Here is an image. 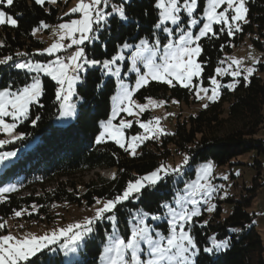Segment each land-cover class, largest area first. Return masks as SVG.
I'll return each instance as SVG.
<instances>
[{
    "label": "trees",
    "instance_id": "16d2710c",
    "mask_svg": "<svg viewBox=\"0 0 264 264\" xmlns=\"http://www.w3.org/2000/svg\"><path fill=\"white\" fill-rule=\"evenodd\" d=\"M247 7L248 23L241 24L242 31H237L233 36H228L226 31L219 32L216 37L203 39V52L198 61L206 62L200 78L204 85L209 84L207 77L214 74L223 56L233 52L245 37H249L254 47L264 50V0H247ZM4 10L17 18L18 24L0 25V58L11 55L14 61L19 57L17 53H27L20 56L46 59L35 52L43 41L34 37L32 30L39 27L41 21L49 25L64 19L66 16L60 14L59 7L47 2L43 6L37 5L35 0H14V5ZM128 13L130 23L122 26L117 20L110 19L108 26L99 33L100 40L85 43L88 59H110L119 45L151 38L157 17L154 0H131ZM214 27L218 31L220 25ZM13 61L0 65V87L11 85L17 89L28 83L30 74L12 67ZM254 66L256 71L247 81L241 76L236 78L239 83L234 89L222 87L217 100L177 120L169 135H163L159 140H146L136 156L129 155L113 141L107 140L102 144L95 142L100 122L107 119L111 112V97L118 86L114 77L105 76L99 65L89 66L81 82L76 84L74 98L79 99L80 103L74 120L65 126H58L55 124L60 111V102L55 96L57 84L51 77L41 76L44 94L39 104L30 107L29 118L17 126V131L24 132L26 139L3 145L2 148L11 150L30 143L17 154L10 167L0 169V185L16 186V191L6 193L7 199L0 201V222L30 204L38 205L39 211H44L54 200L79 204L84 200L90 204L96 198H110L120 192L127 181L155 169L173 153L181 156L188 154L192 165L210 161L221 166L231 163L241 154L252 152L253 166L259 176L262 163L258 157L264 155V77L259 73L264 71V62ZM232 80L230 76H223L221 83L227 85ZM136 94L141 100L147 96L168 94L169 97L188 102L193 92L179 85L170 87L166 83L151 81ZM37 115L41 118L33 125L31 120ZM99 168H114L116 179H105L97 174L95 179L84 184L86 191L78 197L74 192V178ZM60 177L67 180L58 181L52 189H45L47 182ZM187 179L189 173L172 177L156 189L145 191L139 201L133 200L119 206L116 213L119 232L125 237L129 234V221L137 210L156 213L163 202L172 203L176 192L182 190ZM22 190L28 194H21L19 191ZM38 191H42L41 194H37ZM255 194L256 186L245 187L238 198L230 200L232 207L228 216L221 219L218 207L213 216L199 217L200 221H208L207 224L194 223L192 233L200 248L209 246V238L213 236L219 240H230V247L226 251L214 256L202 255L200 264H264V242L254 222L255 213L248 211ZM163 211L159 209L160 214ZM110 231V223L105 221L98 225L94 238H88L74 264H97L101 245ZM61 259V253L55 256L45 253L34 258L35 264H59Z\"/></svg>",
    "mask_w": 264,
    "mask_h": 264
},
{
    "label": "snow or ice",
    "instance_id": "6c2138e0",
    "mask_svg": "<svg viewBox=\"0 0 264 264\" xmlns=\"http://www.w3.org/2000/svg\"><path fill=\"white\" fill-rule=\"evenodd\" d=\"M46 2L55 4L56 0H35V3L41 6ZM13 5L14 0H0V25L17 26V18L4 10L10 9ZM130 5L131 0H119L117 3H113V0H78L70 9V13L78 14V18L69 19L52 28L56 39L50 46L38 50L50 56L55 55L54 59L47 62L29 60L12 63L11 66L15 69H26L35 75L32 76L30 83L17 90H13L11 85L0 90V133L5 134V138L0 139V146L26 139V134L17 131V126L29 118L30 107L39 104L40 97L44 94L41 74L51 77L56 82L55 96L60 102L59 115L67 118L75 115V105L71 101L76 84L81 79V73L86 71L88 66L100 65L104 75L115 76L119 90L111 97L113 101L111 114L107 120L101 122V130L96 135L95 142L102 144L107 140L114 141L129 155L136 156L137 149L146 140L170 134L161 124L163 117L139 119V116L149 108L167 103L165 100H156L152 97H145L146 103L134 99L135 94L147 87L151 81L166 83L170 87L179 85L186 89L191 88L196 99L206 98L215 101L219 98L222 87L234 89L239 83L236 78L243 76L247 81L256 71L253 66H243V58L228 56L219 61L214 70L215 74L207 77L210 87L194 82V78L202 77L203 64L206 63L198 61L203 52V39L216 37L219 32L226 31L228 36H233L237 31H242L241 24L248 23L247 0H206L202 12L198 0H154L157 17L152 26L151 38H142L136 45L127 42L119 45L117 54L110 59H88L85 42L100 40L99 33L108 26L110 19L117 20L122 26L130 23L128 13ZM64 15L67 16L69 13ZM215 25H220L218 31ZM39 27L48 29L50 26L41 21ZM38 30L34 28L32 34L35 35ZM163 40H167V43H162ZM132 48H135V51L128 59L132 64L130 70L136 73V78L134 85L129 86L121 78V67L118 62L125 60L124 50ZM62 51L67 54L59 55L58 53ZM20 55L27 53H17V56ZM249 56L253 65L259 62L256 57L251 54ZM138 60L143 63L145 71L142 72L137 66ZM11 61H13L11 55L4 56L0 58V65H8ZM225 64L227 67L223 66ZM124 75L127 76L128 73ZM218 76H230L233 80L227 85H222ZM204 107H207V104H204ZM121 113L134 116L135 123L143 132L126 138L125 130L133 126V120L121 118L118 123H114ZM9 117L11 122L6 119ZM40 118L37 115L31 123L36 125ZM15 157L16 151H0V169L10 167ZM189 161L190 156L185 154L175 166L161 162L155 169L127 181L123 189L114 196L96 198L93 215L80 221L54 228L42 235L25 233L17 236L11 231L0 234V264H35L34 258L45 253H52L54 256L63 253L59 264H74L81 245L88 243L90 236L94 238L98 225L105 221L112 225L113 231L108 235L107 243L100 254V264H200L202 255L214 256L226 251L230 247V240H219L213 236L209 238L211 246L200 248L192 233L194 218L201 215L202 204L209 205L206 209L209 212L215 208V205L210 204V200L218 186L211 181L213 169L211 163L205 164L195 180L185 183L184 188L176 192L173 203L163 202L158 206L156 213L137 210L132 214L131 228L126 237L116 230L118 224L116 213L119 206H123L125 202L139 201L145 191L156 189L172 177H181ZM111 176L113 180L116 179V173H112ZM224 179H227V176ZM14 191L15 185L0 187V200H6L5 194ZM35 207L33 205L34 210ZM160 208L165 210L163 216L159 212ZM26 211L17 210L14 211V215L21 217ZM162 219L167 222L166 233L157 230L153 223L149 222ZM203 223L207 224L208 221ZM19 227L23 228V225ZM0 229H6V222H0Z\"/></svg>",
    "mask_w": 264,
    "mask_h": 264
},
{
    "label": "rangeland",
    "instance_id": "374dc122",
    "mask_svg": "<svg viewBox=\"0 0 264 264\" xmlns=\"http://www.w3.org/2000/svg\"><path fill=\"white\" fill-rule=\"evenodd\" d=\"M117 2H119V1L113 0V3H117ZM198 2H199V4L201 3L200 4V10L202 12V9H203L204 5L206 4V0H198ZM77 3H78V0H56L55 4L50 3L53 6L59 7V12L62 16H65L64 15L65 13H69V15H67L64 19L58 21L57 23L49 24L50 27L48 29H45L42 27H37L39 30L33 36L41 39L43 41V45L40 48L36 49L35 52L41 56H44L46 59L38 60V59L25 58V57L19 56L13 62H21V61L27 62L29 60H31L33 62H37V61L47 62L50 59H54L55 55L50 56L48 53H44V52L38 51V50H42V49L50 46V44L53 43L54 40L56 39V37L52 33V28H54L59 23L65 22L69 19L78 18V14L70 13V9L72 7H74ZM194 31H198V29H194ZM158 34L163 35L162 33H158ZM141 39L142 38L138 39L135 42H127V43H130L132 45H136L139 43V41ZM86 42H88V41H86ZM89 43H92V42H89ZM162 43H167V40H163ZM73 49H75V46H73ZM118 50H119V46L117 48V51ZM117 51L114 55L117 54ZM134 51H135V48L124 50L125 60L118 62L120 64V67H121V78L124 79L125 82L129 84V86L134 85L135 78H136V73L130 70L132 67V64H131V60L128 59V57H130ZM58 54L59 55H66L67 53L62 51L61 53H58ZM249 54H251V56L256 57L259 62H264V50H260L256 47H254L251 44L249 37H245L242 42H240L236 47H234L233 52L225 54L221 60L226 59V57H228V56H234L237 58H243V66L255 67L253 65L252 59L250 58ZM137 66L140 67L142 72L145 71V69L143 67V63L141 61H139V60L137 61ZM223 66L227 67V64H225ZM18 70H20V69H18ZM22 71H25L28 74H30V79L28 81V83H30L31 78H32V76L35 75V73H29L26 69H24ZM85 72L86 71L81 73V79L77 82V84L79 82H81L82 76L84 75ZM125 73H128V75L125 76L124 75ZM214 74H215V72H214ZM259 74L262 77H264V71L259 73ZM41 76H43V74H41ZM105 76H107V75H105ZM111 77H114L117 81V78L115 76H111ZM217 78L220 79V81L222 80V77L218 76ZM194 82L202 83L200 78H194ZM160 83H162V82H160ZM117 84H118V81H117ZM203 86L210 87V82L207 85L203 84ZM5 87H8V86H5ZM5 87L4 86L0 87V90H2ZM19 88H21V87H19ZM19 88H17V89H19ZM17 89H13V90H17ZM189 89L193 92V95H191L188 102H185L184 100H178L176 97H169L168 94H166V96H161V97L147 96V97H152L156 100H165V101H167V103L163 106H160V107L149 108L142 115L139 116V119L140 120H148L154 116L163 117V119L161 120V124L165 127L167 132L172 131L174 128V124L177 120H182L184 117L188 116L189 114L196 113L198 110H200L201 108L204 107V104H207L208 102H210L206 98L204 100L196 99L194 91L191 88H189ZM118 90L119 89L117 86V90H116L115 94L117 93ZM210 94L211 93L209 92V95ZM74 97H75V94L73 95L71 102L75 105V114H76V110H77L78 104L80 103V100L75 99ZM134 99H136L140 103H146L147 102L145 99L141 100L137 94H135ZM173 101H178V103H173ZM112 107H113V101H112ZM111 111H112V108H111ZM110 114H111V112H110ZM110 114H109V116H110ZM109 116H108V118H109ZM74 117H75V115L71 118L61 117L58 113V115L55 119V124L58 126H65L68 123L72 122L74 120ZM121 118H124L126 120L127 119L133 120V126L130 129L125 130L126 138H129L132 135H135L137 133L143 132V129H141L139 127V125L135 123V117L134 116H128L127 113H121V115L119 117H117V119L113 122L118 123L119 119H121ZM6 119L9 122H11L10 117L6 118ZM107 119H105V120H107ZM105 120H102V121H105ZM101 122H100V130H101ZM133 128H135L136 131H132V130H134ZM162 136L163 135H161L160 137H162ZM4 138H5V134L0 133V139H4ZM159 138L158 139H152V140H159ZM109 141H111V140H109ZM29 144H26L25 146H18L15 149H11V150L2 149L3 146H0V151H16L17 154H19ZM139 148L137 149V153L139 152ZM253 157L254 156H253L252 152H246L244 154L239 155L236 159H233L231 161V163H227V164L221 165V166L214 165L210 161H202V162H199L195 165H192L189 163L184 169V175L189 173V179L185 180V183L191 182L192 180H195L198 176L199 170L205 164L211 163L213 165L211 181L214 185L218 186L217 190L212 194V198L210 200V204L215 205V208L213 211L209 212L206 210L209 205L202 204V206L200 208V212H201L200 216L204 215L205 218L213 216L214 212L219 207V209H220L219 213H220L221 219L225 218L230 213V210L232 207V202L230 200L232 198H238L243 193V190L245 187L247 188V187L256 186V194L252 200L251 205L248 207V211L255 213L254 222H255L256 228L259 231V233L261 234V237H262L263 242H264V155L261 154L258 157L262 163L261 173L259 176H257V170L253 166V163H254ZM182 159H183V156L173 153L172 156H169L163 162L169 163V164H172L173 166H175ZM13 160H14V158H13ZM112 173H116L114 168H99L97 170H92V171L80 174L79 176H77V179L74 178V182H75L74 184H76L74 192H76L77 196L79 197L80 195H82L86 191L84 184L87 183L92 178L95 179L97 174L102 176L105 179H112V176H111ZM146 173H144V174H146ZM144 174H142V175H144ZM191 174H193V177H191ZM225 176H227V179H224ZM66 180H67V178L60 177V178L53 180V182H47V184H45L44 187H45V189L49 190V189H52L56 185V183H58V181H66ZM185 183H184V185H185ZM221 185L223 187H219ZM5 186H9V185H0V187H5ZM42 188H43V186L40 189L42 190ZM183 188H184V186H183ZM68 190H71V189H68ZM19 192L21 194L22 193L28 194V192L26 190H22ZM41 192L42 191L38 192L37 194H41ZM95 201H96V199L92 203L86 204L83 200L82 203L79 204V203H72V202H69L66 200H54V201L49 203L48 207L46 206L47 208L44 211H39L38 205L30 204V206H28V207L25 206L22 208L23 210H27V211L21 217H16L13 214L12 216L5 218V220L3 222H6V229H3L0 232V234H7V231H11L13 234H15L17 236H21L25 233H35L37 235H42L46 232H50L54 228L63 227L69 223H74L76 221H80L84 217L92 216L93 215V209L96 206ZM33 205L36 206L35 210L33 209ZM259 206L261 209L259 208ZM22 209H20V210H22ZM164 211L161 213L162 216H163ZM29 213H31V214L29 215ZM199 217L194 218L195 223L204 222V220L200 221L201 217L200 218ZM130 220H131V218H130ZM149 222L153 223L154 227H156L157 230L166 233V231H167L166 220L162 219L161 221H156V222L149 221ZM20 225H23V228H20L19 227ZM130 228H131V223L129 221V231H130ZM116 230L119 232L118 229H116ZM112 231H113V228L111 225V231L105 235V240H104L103 244L101 245V252L103 251L105 243H107L108 235ZM209 242H210L209 246H211V241L209 240ZM83 245H81L80 249L83 248ZM79 252L75 256V259L79 258ZM47 254H52V253H47ZM61 255L63 258V253H61ZM263 255H264V253H263ZM97 264H100V259L98 260Z\"/></svg>",
    "mask_w": 264,
    "mask_h": 264
},
{
    "label": "crops",
    "instance_id": "0c3cea01",
    "mask_svg": "<svg viewBox=\"0 0 264 264\" xmlns=\"http://www.w3.org/2000/svg\"><path fill=\"white\" fill-rule=\"evenodd\" d=\"M262 133H263V137H264V129L262 130ZM259 208H260V206H259ZM261 209V208H260ZM261 235V234H260ZM262 238V237H261ZM263 240V239H262Z\"/></svg>",
    "mask_w": 264,
    "mask_h": 264
},
{
    "label": "built area",
    "instance_id": "2783aa9c",
    "mask_svg": "<svg viewBox=\"0 0 264 264\" xmlns=\"http://www.w3.org/2000/svg\"><path fill=\"white\" fill-rule=\"evenodd\" d=\"M67 42H69V41H66V43H67ZM72 50H74V49H72Z\"/></svg>",
    "mask_w": 264,
    "mask_h": 264
},
{
    "label": "bare ground",
    "instance_id": "6f19581e",
    "mask_svg": "<svg viewBox=\"0 0 264 264\" xmlns=\"http://www.w3.org/2000/svg\"><path fill=\"white\" fill-rule=\"evenodd\" d=\"M73 189V188H72ZM40 190V189H39ZM38 192H40V191H38Z\"/></svg>",
    "mask_w": 264,
    "mask_h": 264
}]
</instances>
